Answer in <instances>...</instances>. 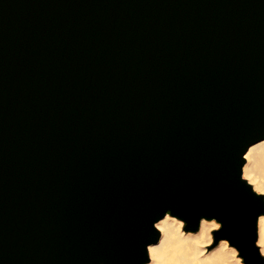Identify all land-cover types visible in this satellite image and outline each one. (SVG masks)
<instances>
[{"label": "water", "instance_id": "1", "mask_svg": "<svg viewBox=\"0 0 264 264\" xmlns=\"http://www.w3.org/2000/svg\"><path fill=\"white\" fill-rule=\"evenodd\" d=\"M260 136L264 0H0V264H140L165 207L254 264Z\"/></svg>", "mask_w": 264, "mask_h": 264}, {"label": "clouds", "instance_id": "2", "mask_svg": "<svg viewBox=\"0 0 264 264\" xmlns=\"http://www.w3.org/2000/svg\"><path fill=\"white\" fill-rule=\"evenodd\" d=\"M237 180L264 208V136L245 143L236 157ZM224 221L215 214H201L193 224L165 207L151 220L154 239L143 245L140 264H250L245 249L228 235H221ZM223 237V238H222ZM254 264H264V210L255 214L251 240ZM97 264H107L103 259Z\"/></svg>", "mask_w": 264, "mask_h": 264}]
</instances>
